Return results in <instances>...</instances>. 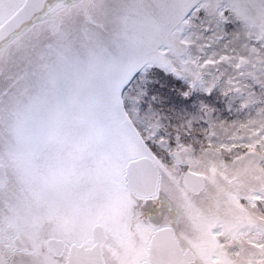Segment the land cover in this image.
Masks as SVG:
<instances>
[{
    "label": "snow or ice",
    "instance_id": "snow-or-ice-1",
    "mask_svg": "<svg viewBox=\"0 0 264 264\" xmlns=\"http://www.w3.org/2000/svg\"><path fill=\"white\" fill-rule=\"evenodd\" d=\"M0 264H264V0H0Z\"/></svg>",
    "mask_w": 264,
    "mask_h": 264
},
{
    "label": "rangeland",
    "instance_id": "rangeland-1",
    "mask_svg": "<svg viewBox=\"0 0 264 264\" xmlns=\"http://www.w3.org/2000/svg\"><path fill=\"white\" fill-rule=\"evenodd\" d=\"M234 118L244 119L245 117H244V114L241 113V114H237V116Z\"/></svg>",
    "mask_w": 264,
    "mask_h": 264
}]
</instances>
